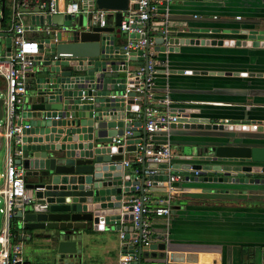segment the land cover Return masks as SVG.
I'll use <instances>...</instances> for the list:
<instances>
[{
	"label": "water",
	"instance_id": "95a60500",
	"mask_svg": "<svg viewBox=\"0 0 264 264\" xmlns=\"http://www.w3.org/2000/svg\"><path fill=\"white\" fill-rule=\"evenodd\" d=\"M0 1L3 13L5 0ZM44 2L47 0H31L34 8L19 9L32 13L29 28L55 24L59 29L39 42L44 53L35 56L38 73L30 95L27 91L26 111L30 129L38 135L25 136L23 156L15 160L25 168V177L32 178L25 187L35 201L23 211L17 209L15 215L22 219L19 239L22 234L29 238L31 230H45L51 264H84V245L94 239L96 230L119 229L120 218L132 220L129 211H122L123 198L135 184L142 187L144 183L143 174L137 180L121 164L123 151L132 152L135 145L129 143L123 149L122 142L113 143L111 138H121L131 123L134 130H143V118L132 121L138 107H132L129 100L136 94L130 92L127 99L121 95L128 63L139 59L136 65H141L148 57L142 56L141 49L126 57L123 46H113L115 33H121L118 26L128 0H79L81 11L77 15L44 14L37 4ZM95 9L114 11V25L100 27ZM188 30L178 29L177 36L171 31L166 35L157 31L155 50L171 51L178 43L199 44V39L185 35ZM218 31L213 28L214 33ZM219 35L203 38L201 44L264 47V29L241 30L224 40ZM90 96L95 99L89 100ZM2 100L0 97V118ZM169 127L210 132L204 136L203 147L183 150L185 161L171 164L189 172L186 181L194 180L204 189H212L216 183L264 185V120L245 115L225 124L216 118L212 121L210 117L184 114ZM246 131L254 133L248 136ZM139 135L140 131L132 134ZM160 164L150 167L167 166ZM141 165L143 173L145 162ZM194 170L199 174L194 176ZM167 248L166 240L151 241L139 247L138 259L132 264H164Z\"/></svg>",
	"mask_w": 264,
	"mask_h": 264
},
{
	"label": "crops",
	"instance_id": "0c3cea01",
	"mask_svg": "<svg viewBox=\"0 0 264 264\" xmlns=\"http://www.w3.org/2000/svg\"><path fill=\"white\" fill-rule=\"evenodd\" d=\"M66 1L59 0V13H63ZM17 3L18 0H9V6H4L5 18L4 21L0 20V57L6 56L12 50L13 33L7 29L13 23L11 15ZM34 7L30 0V5L22 9ZM168 9L170 31L177 36L178 29H189L185 35L199 39L200 43H178L172 46L171 51L165 52L154 50L152 59L156 61L157 68L154 97H167L170 100V110L181 115L210 117L212 121L216 118L225 124L243 119L245 115L251 120H264V47L201 44L203 38L213 39L214 35L220 34L219 37L224 40L227 35L241 30L264 29V2L173 0ZM31 14L20 15L21 21L27 27L25 36L41 42L45 39L41 32L42 26L34 24L29 28ZM114 21V11H108L106 25L113 26ZM157 26L158 23L154 20L149 22L148 33L154 38L157 37ZM213 28L219 31L214 33ZM127 37L124 32L115 33L113 46H123ZM43 53L44 50L40 49L37 56ZM139 61L141 60L136 59L135 62L128 63L125 80L127 84L134 81L132 71L136 69V62ZM37 73L35 65V73L29 80V95ZM0 85L3 90L1 81ZM129 102L132 107H138V111L133 113H139L142 118L144 102L141 96L136 94ZM21 121L30 123L26 110L21 111ZM136 131H140L143 136V130L137 127L134 132ZM28 132L26 137L38 135L31 129ZM245 133L250 136L254 132ZM208 134V130L169 127L155 133L153 138L156 143L170 144L173 154L170 164H182L185 161L181 157L183 150L195 146L203 147L206 143L204 136ZM124 159L131 160L125 167V172L133 175L134 169H137L133 166V154L125 152ZM145 164L148 168L152 163L147 161ZM139 166L142 170V165ZM153 168H157L159 172L156 179H164L166 167ZM142 174V171L138 173L139 177ZM144 176L147 177L145 174ZM25 179L32 181L29 177ZM213 185L215 187L212 189H204L197 186L194 180H184L172 199L170 216L152 217V241L166 240L168 243L164 264H264V185ZM138 193L139 190L136 189L129 191L123 199L127 201ZM164 196L165 187L154 186L150 191L151 205H158ZM21 223L22 219L15 215L12 228L17 234L16 239H19ZM117 227L119 229L94 232V239L84 245V264H119V257L123 252L119 230H125L130 235L132 224L130 220L122 219ZM44 234L45 230H31L29 238L22 234L23 246L32 240L35 246L45 245V263L35 260L31 262L25 258L27 264L52 263L46 251L48 240Z\"/></svg>",
	"mask_w": 264,
	"mask_h": 264
},
{
	"label": "built area",
	"instance_id": "2783aa9c",
	"mask_svg": "<svg viewBox=\"0 0 264 264\" xmlns=\"http://www.w3.org/2000/svg\"><path fill=\"white\" fill-rule=\"evenodd\" d=\"M173 0H128L125 14L120 20L119 29L128 35L124 45V55L129 57L133 51L143 50L142 56H147V62L137 65L132 71L134 81L125 82V88L121 97L127 99L130 92H134L145 100L142 111L143 136H132L134 125L123 132L121 138H111V142L120 143L123 149L129 143L135 145L133 161L139 164L164 162L167 164L164 179H156L159 172L157 168L148 167L143 171L147 177L143 186L134 185V190L139 193L131 196L123 205L122 211L132 214V233L127 235L125 230H119L120 243L123 252L119 257V264H132L138 259V249L148 246L152 241L151 219L152 217H169L171 214V202L178 193L181 182L189 172L174 169L170 160L172 158L171 146L168 142L156 143L154 134L167 130L169 125L178 122L181 114L170 110V100L167 97L156 99L153 88L157 75L156 61L152 59L155 50V38L148 33L149 22L158 23L157 31L166 35L169 31L168 5ZM59 0H47L40 4L44 14L59 13ZM30 0H21L13 9L12 25L7 31L13 33L12 50L4 57H0V81L4 85L2 100V116L0 118V149L4 147L3 168L0 173V264H27L23 251V242L16 239L12 232V219L17 209L24 210L26 205L32 204L35 198L25 187V168L16 163V159L23 156L24 138L30 130L29 123L21 121V111L27 110V91L31 75L35 73V56L39 54V41L25 36L27 28L21 21L22 7H28ZM22 6V7H20ZM81 11L79 0H67L63 13L77 15ZM109 10L95 9L98 15V25H106V15ZM162 11V13H161ZM17 20V21H16ZM16 21V22H15ZM59 27L55 24H44L41 27L43 36L55 33ZM145 49L147 51L145 52ZM56 58V56H54ZM127 84V85H126ZM83 98L85 91H82ZM93 101L95 96L88 97ZM164 108V109H163ZM139 113H134L133 121L142 119ZM137 128V127H136ZM135 128V129H136ZM130 136V137H128ZM127 151H123L125 153ZM131 160L123 159L121 164L126 167ZM191 169V168H190ZM190 171V170H188ZM139 170L134 169L135 178L140 179ZM188 173V174H187ZM199 171L194 170V176ZM189 176V175H188ZM145 177V176H144ZM163 185L165 196L160 199L158 205H151L150 191L154 186ZM20 205L18 208L17 205ZM45 204H43L44 206ZM130 208V210H129ZM122 218L119 219L121 222ZM118 222V223H119Z\"/></svg>",
	"mask_w": 264,
	"mask_h": 264
},
{
	"label": "rangeland",
	"instance_id": "374dc122",
	"mask_svg": "<svg viewBox=\"0 0 264 264\" xmlns=\"http://www.w3.org/2000/svg\"><path fill=\"white\" fill-rule=\"evenodd\" d=\"M5 6L8 7L9 6V0H5ZM2 16L1 13V1H0V18ZM0 97H3V90H2V85H0ZM4 147H2L0 149V173L2 172V168H3V157H4ZM2 183V177H0V184ZM23 251H24V256L25 258H27L29 261L33 262L38 261V262H43L45 263V245L43 246H35L32 241H27L24 244L23 247Z\"/></svg>",
	"mask_w": 264,
	"mask_h": 264
},
{
	"label": "trees",
	"instance_id": "16d2710c",
	"mask_svg": "<svg viewBox=\"0 0 264 264\" xmlns=\"http://www.w3.org/2000/svg\"><path fill=\"white\" fill-rule=\"evenodd\" d=\"M4 13H2V17L0 18L1 21H4ZM141 164L134 162L133 166L134 168H137L139 170V173L141 172V167L139 166ZM12 232L14 233L15 238H17V234L15 233L14 229L12 228Z\"/></svg>",
	"mask_w": 264,
	"mask_h": 264
}]
</instances>
